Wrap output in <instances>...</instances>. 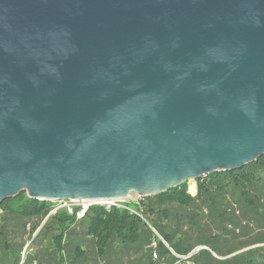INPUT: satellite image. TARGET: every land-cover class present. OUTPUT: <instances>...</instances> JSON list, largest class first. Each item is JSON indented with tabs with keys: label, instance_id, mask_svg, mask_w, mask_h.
Wrapping results in <instances>:
<instances>
[{
	"label": "water",
	"instance_id": "water-1",
	"mask_svg": "<svg viewBox=\"0 0 264 264\" xmlns=\"http://www.w3.org/2000/svg\"><path fill=\"white\" fill-rule=\"evenodd\" d=\"M263 155L264 0H0V205L137 201Z\"/></svg>",
	"mask_w": 264,
	"mask_h": 264
},
{
	"label": "trees",
	"instance_id": "trees-1",
	"mask_svg": "<svg viewBox=\"0 0 264 264\" xmlns=\"http://www.w3.org/2000/svg\"><path fill=\"white\" fill-rule=\"evenodd\" d=\"M195 183L194 196L183 183L138 203L90 206L79 219L80 208L50 214L47 203L21 192L0 205V264H120L124 255L129 264H264V232L257 225L264 220V155ZM153 242L157 261L151 253L147 261L138 256ZM198 247L207 250L182 260Z\"/></svg>",
	"mask_w": 264,
	"mask_h": 264
},
{
	"label": "rangeland",
	"instance_id": "rangeland-1",
	"mask_svg": "<svg viewBox=\"0 0 264 264\" xmlns=\"http://www.w3.org/2000/svg\"><path fill=\"white\" fill-rule=\"evenodd\" d=\"M188 192L192 195V196H194L195 194H196V183H195V181L194 182H192V183H190V184H188ZM194 193V194H193ZM141 199H138L137 201H135V200H131V199H126V200H122V201H118V202H116V204L117 205H126V204H130V203H138L139 201H140ZM45 203H47V205H49V207H50V209H51V213L50 214H53L56 210H58V209H67L68 210V212L70 213V211H72L73 209H75V208H80V210L81 209H83V207L84 206H86V204H83V203H77V202H45ZM232 204V203H231ZM17 205V202H12V203H10L9 204V206L10 207H14V206H16ZM233 205V204H232ZM233 208H234V210L235 211H239L240 212V210H239V208H237V207H235V206H233ZM238 217H241V213L238 215ZM244 220H242V222H243ZM257 225L258 226H261L262 227V229H263V232H264V220H263V218H261V219H259V220H257ZM254 227V226H253ZM255 228V227H254ZM228 229H230V228H228ZM231 230H232V228H231ZM250 237V239L251 238H253L254 236H249ZM88 241H89V239H87ZM164 244V243H163ZM260 246H263V245H258V246H253V247H250V248H248V249H251V248H255V247H260ZM85 249H87V250H91V247L90 246H88V247H86L85 246ZM143 251H144V253H143ZM142 252H140L139 253V255L138 256H143L144 254H145V260L147 261L148 259H149V256H150V251H146V253H145V250H143ZM117 255H115V257H116ZM125 256V255H124ZM122 256L121 257V261H119V263L120 264H129L128 263V260H129V256L127 257V256ZM114 257V258H115ZM114 260V259H113ZM100 264H107L106 262H104V261H102V262H100Z\"/></svg>",
	"mask_w": 264,
	"mask_h": 264
},
{
	"label": "built area",
	"instance_id": "built-area-1",
	"mask_svg": "<svg viewBox=\"0 0 264 264\" xmlns=\"http://www.w3.org/2000/svg\"><path fill=\"white\" fill-rule=\"evenodd\" d=\"M116 202H118V201H111V202H95V203H87V202H77V203H83V204H86V206H84L83 207V209H81L78 213H77V218L79 219V218H81L83 215H84V213H85V211L90 207V206H93V205H99V206H105V207H108V208H110V207H120V205H117L116 204ZM70 213H71V211H70ZM2 214H3V211L0 209V219H1V216H2ZM157 235V234H156ZM158 236V235H157ZM159 237V236H158ZM159 239L162 241V239L159 237ZM205 248V247H204ZM147 249L150 251V253H151V256H152V259L154 260V261H157L158 260V256H157V252H156V244L153 242V243H151L148 247H147ZM197 249V248H196ZM206 250H207V248H205ZM199 250H204V249H199V247H198V249L197 250H195L194 252H197V251H199ZM193 252V253H194ZM192 253V254H193ZM192 254H189L188 256H186V257H182V260H187L188 258H190V256L192 255ZM22 263V262H21ZM161 264H168V263H166V262H162ZM174 264H179V262H176V263H174ZM187 264H189V263H187Z\"/></svg>",
	"mask_w": 264,
	"mask_h": 264
},
{
	"label": "crops",
	"instance_id": "crops-1",
	"mask_svg": "<svg viewBox=\"0 0 264 264\" xmlns=\"http://www.w3.org/2000/svg\"><path fill=\"white\" fill-rule=\"evenodd\" d=\"M246 250H248V249H245V250H242V251H240V252H238V253H241V252H244V251H246ZM235 255V254H234ZM233 256V255H232ZM231 257V256H230Z\"/></svg>",
	"mask_w": 264,
	"mask_h": 264
},
{
	"label": "bare ground",
	"instance_id": "bare-ground-1",
	"mask_svg": "<svg viewBox=\"0 0 264 264\" xmlns=\"http://www.w3.org/2000/svg\"><path fill=\"white\" fill-rule=\"evenodd\" d=\"M194 194V193H193Z\"/></svg>",
	"mask_w": 264,
	"mask_h": 264
}]
</instances>
